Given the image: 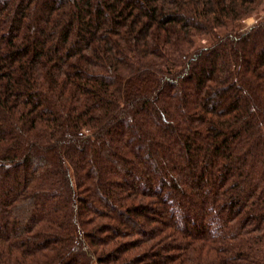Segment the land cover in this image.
<instances>
[{"label": "trees", "instance_id": "obj_1", "mask_svg": "<svg viewBox=\"0 0 264 264\" xmlns=\"http://www.w3.org/2000/svg\"><path fill=\"white\" fill-rule=\"evenodd\" d=\"M263 4L0 0V264H264Z\"/></svg>", "mask_w": 264, "mask_h": 264}, {"label": "rangeland", "instance_id": "obj_2", "mask_svg": "<svg viewBox=\"0 0 264 264\" xmlns=\"http://www.w3.org/2000/svg\"><path fill=\"white\" fill-rule=\"evenodd\" d=\"M263 19H264V4L260 8V10L253 17H251L250 19H248V20L245 21V24H244L245 26H244V29H242L241 33H247L253 27H255L257 24H259L261 21H263ZM204 44L205 45H208L206 42H204ZM208 191H209V187L207 186L205 188V193H208ZM32 208L35 209V208H38V207L37 206L36 207L33 206ZM42 211H41V213H42Z\"/></svg>", "mask_w": 264, "mask_h": 264}]
</instances>
